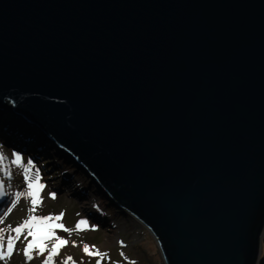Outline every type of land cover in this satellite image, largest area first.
<instances>
[{"label":"water","instance_id":"water-1","mask_svg":"<svg viewBox=\"0 0 264 264\" xmlns=\"http://www.w3.org/2000/svg\"><path fill=\"white\" fill-rule=\"evenodd\" d=\"M5 112L164 264H264V0H0Z\"/></svg>","mask_w":264,"mask_h":264},{"label":"rangeland","instance_id":"rangeland-1","mask_svg":"<svg viewBox=\"0 0 264 264\" xmlns=\"http://www.w3.org/2000/svg\"><path fill=\"white\" fill-rule=\"evenodd\" d=\"M2 114H4V120L7 118L13 121L12 114L8 112ZM0 118H3V116L1 117L0 115ZM21 125L24 130L30 127L26 122L21 123ZM7 129L8 127H5L0 122V135L13 134ZM33 132L35 135L32 140L35 141L34 146L36 147V144H38L37 140L42 139L43 141L44 137L38 129H34ZM44 133L47 134L45 131ZM16 139L12 141L14 143L19 142V138ZM16 143L15 145H17ZM46 143L47 147L44 148ZM19 145L23 146L22 142H19ZM52 145L46 139V142L41 146L44 150L42 153L51 155L48 160H44L43 158L41 159L39 151L36 154L28 150V153H24L26 151H23L20 148L21 146L17 147L18 149L9 147L0 137V154L12 158V153L16 152L20 154L21 162L24 164H26L28 159H31L35 167L30 169L29 178L34 175L38 168L41 173L40 183L45 185V189L39 193V199L42 202L38 203L34 213L28 212V209L32 207L31 198L21 197L17 207L5 218L4 223H0V228L5 229L3 233L5 237L4 246L6 247V238L9 234L12 236L16 235L9 232V225L16 227L27 219L29 215L55 217L63 213L64 215L59 221L53 220L49 221V223L63 224L68 229H75V225L81 219L88 223L81 225L83 230H73L71 235L60 229H53L57 236L68 239L69 243L59 249V254L53 256L49 264H61V262H66V264H97V260L100 261V264H132L133 261H135V264H164L156 241L141 221L126 209L114 206L103 195L101 190L96 187L98 181L92 178L89 180L85 173L78 169L66 155L61 158L59 157L60 155L51 154L49 147ZM48 162H53L52 167H48ZM65 162L68 163L66 164ZM4 168H7L13 175L6 177ZM22 173V168L12 165L10 159L6 160L4 165L0 167V180L6 182V190L10 193V196L0 197V212L7 207L10 199H15L17 191H26L27 182L23 180ZM63 177H67L66 180L69 181V187L61 186L60 182ZM8 185H11V187L9 188ZM77 188H84L85 190L82 195L75 197L73 192L79 190ZM49 193H55V199L51 198ZM91 225L96 226L95 230L91 229ZM27 231V228L24 229L20 239L14 241L15 248L12 257L0 261V264H42L43 260L48 256L52 245L56 243L55 237L44 241L46 248L43 255H37L39 249H33L31 250V255L34 259L26 261L22 249L27 243L24 239ZM263 236L264 234L259 238L260 257L264 253ZM31 239L32 237L29 236L28 240ZM73 241H75V244L72 243ZM84 245L89 246L90 252L100 253L101 255L85 254L83 251ZM68 257L72 259L67 260Z\"/></svg>","mask_w":264,"mask_h":264},{"label":"snow or ice","instance_id":"snow-or-ice-1","mask_svg":"<svg viewBox=\"0 0 264 264\" xmlns=\"http://www.w3.org/2000/svg\"><path fill=\"white\" fill-rule=\"evenodd\" d=\"M9 159L12 165L22 168L23 180L27 182V189L26 191H17L15 193V199H10V203L7 205V207L2 212H0V223H4L5 218L9 216V214L12 213V211L17 207V204L21 197L31 198L30 203L32 207L28 209V212L34 213L36 211V206L38 205V203L42 202L39 199V193L45 189V185L40 183L41 173L38 168L36 169L34 175L31 178H29L28 176L30 169L35 167L31 159H28L26 161V164H24L21 162L20 154L16 152L12 153V158L0 154V167H2L4 165V162ZM4 175L6 177H11L13 173L8 171L7 168H4ZM5 184V181L0 180V197L10 196V193L6 190ZM8 187L10 188L11 185H8ZM49 196L55 199L56 194L49 193ZM63 215V213L55 217L29 215L27 219H25L22 223H19L16 227H12L11 225H9V232L15 233L16 235L12 236L11 234H9L7 236L6 247L4 246L5 237L3 235L5 229L0 228V261L12 257L13 250L15 248L14 241L19 240L22 232L24 231V229L27 228V235L24 237L27 243L22 249V253L23 256L26 258V261H31L34 259V257L31 255V250L33 249H39L37 255H43L46 248L44 241L55 237L56 243L52 245L51 249L48 252V256L42 262V264H49V261L52 259V257L59 254V249L69 243L68 239L62 236H57L53 229H60L63 232H66L71 235L73 230H83L81 229V225H85L88 223L87 221L81 219L75 225V229H68L63 224L59 223H49V221L53 220L59 221L63 217ZM90 227L92 230H95L96 228L95 225H91ZM29 236L32 237L31 240H28ZM72 243L75 244V241H73ZM83 251L85 252V254L88 255H101L100 253L90 252L88 245H84ZM121 255H123V253H121ZM71 259V257L67 258V260ZM61 264H66V262H61ZM97 264H100L99 260H97ZM132 264H135V261H133Z\"/></svg>","mask_w":264,"mask_h":264},{"label":"bare ground","instance_id":"bare-ground-1","mask_svg":"<svg viewBox=\"0 0 264 264\" xmlns=\"http://www.w3.org/2000/svg\"><path fill=\"white\" fill-rule=\"evenodd\" d=\"M0 115H1V117L3 116V118H0V122H2L3 123V125L5 126V127H8V129L7 130H10V132L11 133H13V134H10L9 135V133H8V135H0V137H1V140L4 142V143H6L7 145H9V147H16L17 145H19V142H22V148H23V151H26V152H24V153H28V151H30V152H33V154H36L40 149H41V146L46 142V139H44L43 138V141H42V139H40V140H37V142H38V144H36V147L34 146L35 145V141L34 140H32V138L34 137V135H35V133L33 132V130L34 129H36L38 126L35 124V123H33V122H31V121H29V120H27V119H25V120H27L28 122H30V123H28L29 125H30V127L28 128V129H23L22 127H21V123H22V121L21 120H18V119H16V118H14L13 117V121L11 120V119H7L6 118V120H4V114H2V113H0ZM32 125V126H31ZM36 127V128H35ZM16 138H19V142L17 141V145H15V143L12 141V140H17ZM30 139V140H29ZM56 141H54V143H55ZM34 143V144H33ZM56 144V146H58V143L56 142L55 143ZM54 144V145H55ZM35 148V149H34ZM53 148V149H52ZM16 149V148H15ZM55 147L52 145V146H50L49 147V150H50V152H51V154H53V155H55V156H58V155H60L59 157H61V158H63L65 155H66V152L65 151H63V150H60V149H58L57 150V148L55 149ZM28 150V151H27ZM65 150V149H64ZM55 153V154H54ZM58 153V154H57ZM42 155V158L44 159V160H48V158L44 155V154H41ZM68 155H69V153H68ZM48 156H50L51 157V155L49 154ZM72 158V157H71ZM70 162V161H69ZM66 164L68 163V162H65ZM47 165H48V167L49 166H51L52 167V165H53V162H48L47 163ZM58 165V164H57ZM79 169V168H78ZM81 170V169H80ZM81 171H83V170H81ZM84 173H85V175L87 176V174H86V172L85 171H83ZM67 179V177H63L62 178V180H61V182H60V184H61V186H63V187H69L70 185H69V181H67L66 180ZM96 187H97V185H96ZM98 188V187H97ZM77 189H79V190H75L74 192H73V195L76 197V196H79V195H82L83 194V192H84V188H77ZM101 192H102V189H101ZM88 193V192H87ZM86 193V194H87ZM89 193H91V191H89ZM90 196H91V194H90ZM95 199H96V197H95ZM97 199H98V197H97ZM142 223V222H141ZM143 224V223H142ZM144 225V224H143ZM146 228V227H145ZM147 229V228H146Z\"/></svg>","mask_w":264,"mask_h":264},{"label":"trees","instance_id":"trees-1","mask_svg":"<svg viewBox=\"0 0 264 264\" xmlns=\"http://www.w3.org/2000/svg\"><path fill=\"white\" fill-rule=\"evenodd\" d=\"M50 142V141H49ZM34 144V143H33ZM46 157L48 156L47 154H44ZM42 157V156H41ZM48 159H49V157H48ZM89 178V180L91 179L90 177H88Z\"/></svg>","mask_w":264,"mask_h":264},{"label":"clouds","instance_id":"clouds-1","mask_svg":"<svg viewBox=\"0 0 264 264\" xmlns=\"http://www.w3.org/2000/svg\"><path fill=\"white\" fill-rule=\"evenodd\" d=\"M67 156V155H66ZM68 157V156H67ZM68 158H70V157H68ZM71 161V160H70ZM73 164H74V162H73ZM104 195V194H103Z\"/></svg>","mask_w":264,"mask_h":264}]
</instances>
